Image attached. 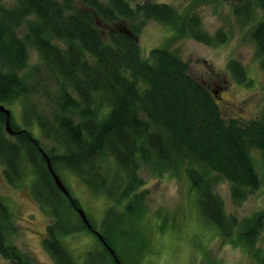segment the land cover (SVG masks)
Segmentation results:
<instances>
[{"label": "trees", "instance_id": "trees-1", "mask_svg": "<svg viewBox=\"0 0 264 264\" xmlns=\"http://www.w3.org/2000/svg\"><path fill=\"white\" fill-rule=\"evenodd\" d=\"M233 11L254 18L257 11L264 12V0H240ZM147 19L169 25L177 37L210 46L224 41L222 31L208 34L198 15L164 2L132 6L127 0H13L9 8L0 5V104L10 110L15 131H5L0 111L3 176L15 186L30 168L31 196L51 219L43 244L57 264H75L65 237L91 230L78 214V224L73 223L72 212L80 203L68 187L72 202L57 188L41 150L58 175L67 168L110 198L106 216L116 207L121 215L141 213V165L160 174L182 169L200 215L221 237L247 248L264 264V253L253 250L264 228V211L239 222L226 213L214 191L218 182H228L232 200L241 202L259 188L252 150L260 151L264 166V110L247 121L226 119L214 93L170 49L152 47L143 57L138 38ZM22 22L26 31L20 37L16 28ZM250 36L264 73V18L255 22ZM29 46L38 54L32 64ZM227 68L238 83L250 85L238 61L230 60ZM13 105L19 107V123L9 108ZM35 126L57 149L46 148L34 136ZM10 217L0 200V254L10 264H31L28 255L7 241L13 229ZM98 232L120 263L130 264L118 255L113 231L105 227ZM93 234L102 254L88 252L87 264H117Z\"/></svg>", "mask_w": 264, "mask_h": 264}, {"label": "rangeland", "instance_id": "rangeland-1", "mask_svg": "<svg viewBox=\"0 0 264 264\" xmlns=\"http://www.w3.org/2000/svg\"><path fill=\"white\" fill-rule=\"evenodd\" d=\"M127 1L132 6L146 1L168 3L181 13L198 15L208 34L216 35L222 31L224 41L210 46L188 36L177 37L169 25L147 19L140 28L138 43L143 57L147 58L152 47H166L185 61L189 74L214 93L224 118L247 121L260 116L264 110V73L250 31L257 20L264 18L263 11H257L254 18L244 19L233 11L234 4L240 0ZM73 3L78 5L77 1ZM0 5L9 8L13 0H0ZM16 30L18 36H24L25 23L22 22ZM28 55L29 63L38 61L37 51L31 46ZM230 60L243 66L250 85L234 79L227 68ZM9 108L19 123V107L13 105ZM34 136L46 148L57 149L56 142L42 137L39 129H35ZM252 160L261 184L245 200H232L228 182H218L214 187L223 200L226 213L234 215L239 222L264 211V166L259 150H252ZM25 171L19 183L12 186L5 180L0 164V200L10 212L8 225L13 228L8 232L7 241L28 255L31 264H57L43 244L51 219L32 198L30 168ZM138 174L143 181L139 191H145L138 216L121 215L120 207L106 216V209L111 205L109 197L91 190L67 168H61L59 176L78 199L95 230L103 232L106 227L109 232L113 231L118 255L130 264H259L247 248L221 237L200 215L182 169L177 172L165 170L160 174L148 165H141ZM76 214L79 215L77 208L72 212L74 224H78ZM93 233L81 230L65 237L63 243L75 264H87L90 251L97 250L100 254ZM253 250H258L261 255L264 253V228L257 235ZM0 264L10 263L0 254Z\"/></svg>", "mask_w": 264, "mask_h": 264}, {"label": "water", "instance_id": "water-1", "mask_svg": "<svg viewBox=\"0 0 264 264\" xmlns=\"http://www.w3.org/2000/svg\"><path fill=\"white\" fill-rule=\"evenodd\" d=\"M0 111L5 114V131L8 134L14 133L15 131L11 128V125H10V110L5 105L0 104ZM41 154H42L43 158L45 159L47 170L49 171V173H50L55 185L72 202V197H71L68 189L66 188L65 184L63 183V181L61 180L59 175L52 168L49 156L43 150H41ZM77 211H78L79 216L82 219L83 223L91 231H93L96 234V236L103 242V244L106 246V248L109 249V251L112 253L113 257L117 261V264H121L120 261L118 260V258L116 257L113 249L104 241V239L101 236V234L91 227V225H90V223H89V221H88L83 209L80 208V207H77Z\"/></svg>", "mask_w": 264, "mask_h": 264}]
</instances>
